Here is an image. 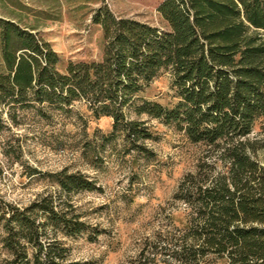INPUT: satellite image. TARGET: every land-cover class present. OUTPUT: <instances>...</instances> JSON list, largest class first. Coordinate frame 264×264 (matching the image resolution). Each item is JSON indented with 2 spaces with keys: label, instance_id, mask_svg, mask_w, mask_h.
Masks as SVG:
<instances>
[{
  "label": "trees",
  "instance_id": "1",
  "mask_svg": "<svg viewBox=\"0 0 264 264\" xmlns=\"http://www.w3.org/2000/svg\"><path fill=\"white\" fill-rule=\"evenodd\" d=\"M156 10L163 29L96 9L103 57L69 62L65 72L48 42L0 17V132L19 110L69 113L81 101L94 120L111 119L103 139L120 133L135 150L153 138L138 117L173 127L202 156L173 193L184 205L170 216L173 237L146 261L264 264V141L253 135L264 120V0H162ZM163 73L173 92L165 106L144 97ZM128 109L137 119L126 118ZM46 176L62 196L43 194L22 208L0 202V264H66L60 238L89 230L72 195L95 190L94 182L67 170Z\"/></svg>",
  "mask_w": 264,
  "mask_h": 264
},
{
  "label": "rangeland",
  "instance_id": "2",
  "mask_svg": "<svg viewBox=\"0 0 264 264\" xmlns=\"http://www.w3.org/2000/svg\"><path fill=\"white\" fill-rule=\"evenodd\" d=\"M161 1L0 0V17L48 42L58 55L57 69L65 72L69 62L103 57V33L91 21L96 9L106 7L116 17L163 29L156 10ZM172 94L169 74L163 73L144 97L165 106ZM68 108L65 113L43 107L44 117L34 109L19 110L15 123H5L0 132V202L22 208L43 194L62 196L46 175L80 173L94 182L95 190L74 193L72 203L90 228L76 238H60L68 248L66 264H152L146 261L153 257L152 246L162 247L164 237H173L170 216L184 209L173 202V193L194 170L203 149L173 127L142 115L138 119L151 127L153 138L138 141L135 150L120 133L103 139L111 119L94 120L84 101ZM125 113L128 120L137 119L132 110ZM253 135L264 141V120L256 123ZM258 157L264 161V152Z\"/></svg>",
  "mask_w": 264,
  "mask_h": 264
}]
</instances>
